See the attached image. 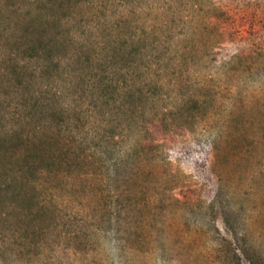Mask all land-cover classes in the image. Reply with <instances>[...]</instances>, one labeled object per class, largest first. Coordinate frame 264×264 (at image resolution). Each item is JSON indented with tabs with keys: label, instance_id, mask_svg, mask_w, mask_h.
Returning a JSON list of instances; mask_svg holds the SVG:
<instances>
[{
	"label": "rangeland",
	"instance_id": "rangeland-1",
	"mask_svg": "<svg viewBox=\"0 0 264 264\" xmlns=\"http://www.w3.org/2000/svg\"><path fill=\"white\" fill-rule=\"evenodd\" d=\"M0 264H264V0H0Z\"/></svg>",
	"mask_w": 264,
	"mask_h": 264
}]
</instances>
